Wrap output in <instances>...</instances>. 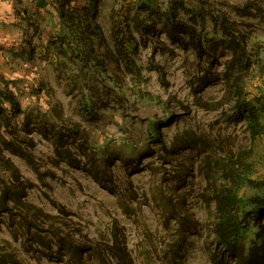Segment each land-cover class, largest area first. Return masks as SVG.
<instances>
[{"label": "rangeland", "instance_id": "1", "mask_svg": "<svg viewBox=\"0 0 264 264\" xmlns=\"http://www.w3.org/2000/svg\"><path fill=\"white\" fill-rule=\"evenodd\" d=\"M29 1L0 29V75L23 108L0 114V248L22 264H241L221 243L217 204L226 187L246 209L264 194V112L254 135L236 107L264 97V0L245 13L249 0H77L105 34L93 62L88 47L49 42L69 33L52 0ZM172 3L201 35L236 21L254 65L217 40L202 53L191 36L174 41ZM115 27L138 44L136 73L114 62Z\"/></svg>", "mask_w": 264, "mask_h": 264}, {"label": "trees", "instance_id": "2", "mask_svg": "<svg viewBox=\"0 0 264 264\" xmlns=\"http://www.w3.org/2000/svg\"><path fill=\"white\" fill-rule=\"evenodd\" d=\"M39 10L47 8L49 5L48 0H35ZM55 10L58 12L61 22L65 26H68L69 33H52L50 38V43L55 45L57 48L63 50L65 44L69 43L72 47L77 44L80 47L90 48L91 53L95 55L91 56L90 61H96L98 54L96 53V41L101 40L104 42L105 34L101 32L99 26L96 23V16H93V22L96 23V30L92 32L93 34H88V28H91L92 21L88 16L92 15V9L78 6L77 0H52ZM97 0H91L90 6L98 5L93 3ZM254 6L253 3L245 5L244 7H238V9L245 13L246 7ZM257 8H261L260 4H256ZM191 9V8H190ZM29 13L27 10L24 11V16ZM168 14V27L167 32L169 36L177 42H184L187 36H191L195 42V47L198 52L204 51L202 41L213 40L223 42L226 47L230 48L233 52V57L231 62L238 64L241 69L247 70L254 65V61L247 59V53L251 46L250 44V34L247 32H242L238 28L236 21L224 17L221 28L214 27V36L201 35L198 33L197 29L189 21L180 19L177 12V8L173 5L167 11ZM216 23L218 18H215ZM89 25V26H88ZM119 29L115 27V31H112V38L116 46V55L114 62L120 69L122 67L123 59H127V65L133 68V73L139 71L136 68L135 63L128 58L131 53L137 51L138 44L133 45V39L130 38L129 31H122L120 33ZM130 30V27L128 28ZM91 33V31H90ZM88 34V36L86 35ZM70 35V37H69ZM127 38V39H126ZM198 41V42H197ZM84 44L82 46L81 44ZM81 49V50H79ZM78 50L74 48V51L69 53L82 62L85 61V51L83 48ZM56 53H59L58 51ZM113 53V52H112ZM89 55V53H88ZM66 57L67 54H66ZM264 58V57H263ZM132 64V65H131ZM264 67V62H263ZM238 82V81H237ZM3 84V85H2ZM238 94H243L247 91L246 88H237ZM261 91H264V87L260 86ZM264 93V92H263ZM88 96H92L91 94ZM259 106L253 103V99L237 100V109L246 117L250 122V127L254 135L262 134L263 128L261 124V114L264 112V97L257 100ZM8 103V106L5 105ZM90 108V112H94L93 98L88 97L85 100V106L83 109ZM22 104L18 98L15 90L10 86V83L1 74L0 75V114L8 113L9 118L15 117L22 113ZM89 111V110H88ZM261 116V117H260ZM252 208H244L241 198L236 190L231 187H226L223 189L222 194L218 197V210L222 215L219 222V233L221 235V243L234 251V256L239 259L241 264H264V194H257L251 196L250 198ZM250 217H253L254 223H250ZM242 246V247H240ZM242 250V253L239 252ZM0 264H22V262L12 253L5 252L0 248Z\"/></svg>", "mask_w": 264, "mask_h": 264}, {"label": "crops", "instance_id": "3", "mask_svg": "<svg viewBox=\"0 0 264 264\" xmlns=\"http://www.w3.org/2000/svg\"><path fill=\"white\" fill-rule=\"evenodd\" d=\"M24 1L25 0H0V29L2 31L3 29L9 30V24L14 18V12L17 11V7H19L20 4H23ZM28 3L30 4V7L37 6L35 0H30ZM3 24H5V26H3Z\"/></svg>", "mask_w": 264, "mask_h": 264}]
</instances>
